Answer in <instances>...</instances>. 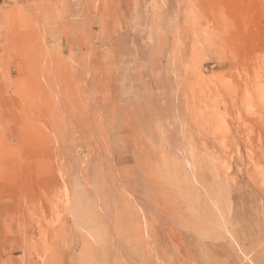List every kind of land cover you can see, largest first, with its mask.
I'll list each match as a JSON object with an SVG mask.
<instances>
[{"label":"rangeland","instance_id":"1","mask_svg":"<svg viewBox=\"0 0 264 264\" xmlns=\"http://www.w3.org/2000/svg\"><path fill=\"white\" fill-rule=\"evenodd\" d=\"M0 264H264V0H0Z\"/></svg>","mask_w":264,"mask_h":264}]
</instances>
